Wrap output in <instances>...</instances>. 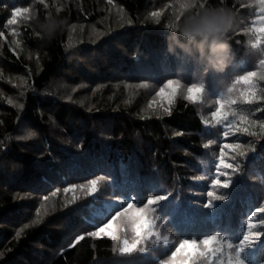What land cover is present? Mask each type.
<instances>
[{
    "label": "trees",
    "instance_id": "1",
    "mask_svg": "<svg viewBox=\"0 0 264 264\" xmlns=\"http://www.w3.org/2000/svg\"><path fill=\"white\" fill-rule=\"evenodd\" d=\"M45 3L0 0V264H154L164 258L160 246L151 255L121 256L107 237L86 235L95 231L91 218L101 208L110 210L141 189L169 195L167 206L157 209L158 230L173 239L196 238L221 217L237 231L246 227L250 213L264 206V130L257 125L255 137L225 139L222 126L203 121L235 77L257 70L264 58L250 47L259 0H197L191 11L204 4L234 14L231 63L224 73L207 74L167 51L168 25L181 19V0ZM15 7H29V18L6 27ZM49 16L64 21L51 40L36 26ZM168 79L181 80L177 95L169 90L157 97ZM199 81L202 104L185 100V88ZM261 89L264 81L257 90L264 97ZM240 107L264 120V99ZM209 140L218 144L205 149ZM235 141L254 151L230 188L216 190L225 200L204 208L219 145ZM200 175L208 178L197 180ZM100 176L105 180L92 195L63 191ZM261 219L264 213L254 223ZM79 235L85 238L77 243ZM255 264H264V255L257 254Z\"/></svg>",
    "mask_w": 264,
    "mask_h": 264
},
{
    "label": "snow or ice",
    "instance_id": "2",
    "mask_svg": "<svg viewBox=\"0 0 264 264\" xmlns=\"http://www.w3.org/2000/svg\"><path fill=\"white\" fill-rule=\"evenodd\" d=\"M109 2L111 3V0ZM39 3L43 4L45 8L48 7L45 0H39ZM259 4L261 12H264V0H259ZM184 7L180 4V16ZM199 7L202 8L205 5L200 4ZM29 12V7H15L11 12V19L7 20L6 27L16 24L22 18L28 19ZM160 15L161 13L158 11L152 13L153 17ZM168 27H173V24ZM249 31L254 37L250 42L251 49L264 52V15H260L252 21ZM13 35L16 33L13 32ZM256 68L255 71H245L244 74L237 75L231 86L227 88L226 98L222 96L215 99V110L211 111L210 118L203 121L209 128L222 126L225 139L237 134L255 137L257 133L252 129L257 125L261 130H264V120L251 119L250 115L240 107L253 105L258 100L264 99L257 94L260 82L264 81V58L259 59ZM138 87L148 88L149 85L140 84ZM180 88V79H168L167 83L156 92V96L159 97L169 90L172 96H176ZM204 90L202 82H193L191 86L185 88L186 94L183 98L192 103L202 104ZM149 107H152V104H149ZM164 111L168 112L169 109L165 107ZM207 134L212 135L211 132ZM216 144L218 141L209 140L203 147L209 149ZM252 151L254 148L251 144L238 141L219 145V154L213 165L215 175L210 178L213 190L207 192L208 200L203 204L204 208L214 210L215 202L225 200V195L216 194V190L230 188L233 184V176L242 171L241 162ZM238 158L240 162H237ZM221 177H225V179L222 181ZM207 178L205 175L196 177L197 180ZM103 180L105 177L100 176L98 179L88 180L87 184H74L65 187L63 191L68 193L81 188L87 189L88 195H92L97 189L98 182ZM51 195L56 196L57 192L54 191ZM145 198L146 202H144ZM168 199V194H157L151 189H141L135 198L118 199L110 210L101 208L100 212L91 218L94 221L95 231H89L86 235L96 238L107 237L113 242L112 251L121 256L151 255L153 251H160V248L157 247L160 246L163 248L164 258L154 260V264H255L257 254L264 255V239H262L264 231L257 230L264 229V219H261L259 223H254L259 214L264 213V206L257 207L255 211L251 212L247 218L246 227L242 226L239 231L231 226L230 221L228 224H224L221 217L218 220L219 226L210 229L209 232L198 233L196 238L189 235L187 238L173 239L158 230V222L161 217L157 214V209L166 207ZM44 200H48V196H45ZM38 222L37 220L33 223ZM213 231L216 234H210ZM201 236L202 238H200ZM84 238V235H79L76 237V242L79 243ZM225 253H227L226 256ZM250 256L253 259H249Z\"/></svg>",
    "mask_w": 264,
    "mask_h": 264
},
{
    "label": "clouds",
    "instance_id": "3",
    "mask_svg": "<svg viewBox=\"0 0 264 264\" xmlns=\"http://www.w3.org/2000/svg\"><path fill=\"white\" fill-rule=\"evenodd\" d=\"M196 4L197 0H181L185 7L181 19L173 23L165 37L167 51L183 63L199 66L203 74L224 73L233 56L228 33L234 28V14L218 7L191 11ZM63 24V20L49 16L37 21L36 26L51 40Z\"/></svg>",
    "mask_w": 264,
    "mask_h": 264
},
{
    "label": "rangeland",
    "instance_id": "4",
    "mask_svg": "<svg viewBox=\"0 0 264 264\" xmlns=\"http://www.w3.org/2000/svg\"><path fill=\"white\" fill-rule=\"evenodd\" d=\"M260 15H264V12H261V7L259 8V13L258 15L255 16L254 20H256ZM227 254H225L226 256ZM223 258V257H222Z\"/></svg>",
    "mask_w": 264,
    "mask_h": 264
}]
</instances>
